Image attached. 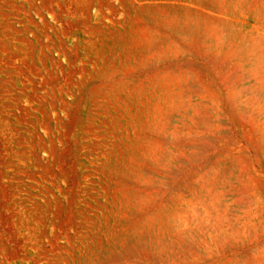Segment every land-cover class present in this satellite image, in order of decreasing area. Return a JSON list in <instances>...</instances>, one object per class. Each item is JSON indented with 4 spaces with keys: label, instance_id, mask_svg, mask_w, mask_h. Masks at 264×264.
I'll use <instances>...</instances> for the list:
<instances>
[{
    "label": "rangeland",
    "instance_id": "obj_1",
    "mask_svg": "<svg viewBox=\"0 0 264 264\" xmlns=\"http://www.w3.org/2000/svg\"><path fill=\"white\" fill-rule=\"evenodd\" d=\"M0 264H264V0H0Z\"/></svg>",
    "mask_w": 264,
    "mask_h": 264
}]
</instances>
